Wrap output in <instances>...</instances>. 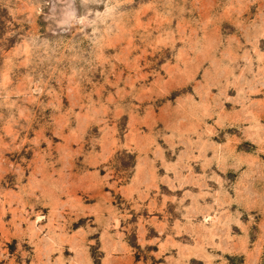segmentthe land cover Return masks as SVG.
I'll return each mask as SVG.
<instances>
[{
  "label": "rangeland",
  "instance_id": "rangeland-1",
  "mask_svg": "<svg viewBox=\"0 0 264 264\" xmlns=\"http://www.w3.org/2000/svg\"><path fill=\"white\" fill-rule=\"evenodd\" d=\"M0 264H264V0H0Z\"/></svg>",
  "mask_w": 264,
  "mask_h": 264
}]
</instances>
